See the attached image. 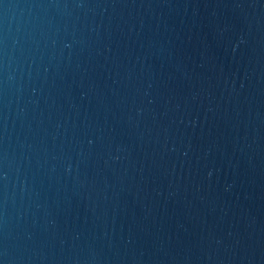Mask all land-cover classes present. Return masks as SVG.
Instances as JSON below:
<instances>
[{
	"label": "water",
	"instance_id": "1",
	"mask_svg": "<svg viewBox=\"0 0 264 264\" xmlns=\"http://www.w3.org/2000/svg\"><path fill=\"white\" fill-rule=\"evenodd\" d=\"M0 264H264V0H0Z\"/></svg>",
	"mask_w": 264,
	"mask_h": 264
},
{
	"label": "clouds",
	"instance_id": "2",
	"mask_svg": "<svg viewBox=\"0 0 264 264\" xmlns=\"http://www.w3.org/2000/svg\"><path fill=\"white\" fill-rule=\"evenodd\" d=\"M28 23L32 24L34 27H41L43 21L39 16H33L30 17Z\"/></svg>",
	"mask_w": 264,
	"mask_h": 264
}]
</instances>
